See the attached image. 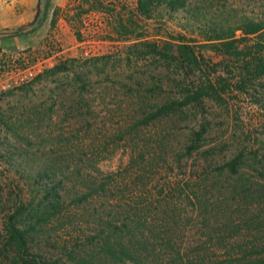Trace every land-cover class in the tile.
I'll return each instance as SVG.
<instances>
[{
    "label": "rangeland",
    "instance_id": "1",
    "mask_svg": "<svg viewBox=\"0 0 264 264\" xmlns=\"http://www.w3.org/2000/svg\"><path fill=\"white\" fill-rule=\"evenodd\" d=\"M40 1L32 23L0 29V65L52 56L36 78L0 96V141L14 156L68 164L58 170L73 171L81 159L83 175L91 171L87 159L98 158L99 170L113 173L147 216L143 229L152 226L156 243L162 239L152 264H247L264 256V28L237 31L232 52L195 45L194 64L162 54L185 34L179 24L136 14L140 27L120 38L105 11L76 16L80 0L63 10L57 0ZM108 1L126 5L125 14L135 8L134 0ZM212 1L264 22V0ZM63 61L66 70L52 71ZM204 85L213 88L199 100L145 120ZM21 184L0 159V239L6 216L39 200L35 186ZM2 255L0 264H12Z\"/></svg>",
    "mask_w": 264,
    "mask_h": 264
},
{
    "label": "trees",
    "instance_id": "2",
    "mask_svg": "<svg viewBox=\"0 0 264 264\" xmlns=\"http://www.w3.org/2000/svg\"><path fill=\"white\" fill-rule=\"evenodd\" d=\"M209 2L134 0L135 8L125 14L127 8L124 4L117 9L115 3L108 0H80L73 15L92 10L105 11L108 16L113 15L112 25L120 38H128L140 27L136 14L145 20L179 24L185 34L179 36L178 43H166L169 46L162 54L176 59L178 57L174 53L177 52L181 59L194 64L198 62L195 45L232 52L237 31L249 36L264 28L263 21L235 9L226 13L221 5ZM136 36L139 38L142 33ZM141 42L157 49V45L150 41ZM259 45L264 51V42ZM66 63L55 64L52 71L66 70ZM262 66L261 72L264 73V63ZM207 87L211 89L213 85L200 86L181 100L163 102L149 112L145 120L156 119L163 113L199 100L207 93ZM28 155L14 156L4 141H0L1 161L13 168L23 187L35 186L40 195L35 205L31 202L23 205L24 212L16 208L4 219L5 234L0 239L1 260L5 256L12 264H152L157 259V249L162 239L156 243L153 238L156 229L152 226L143 229L148 221L147 216L142 214L137 201L125 198V192L119 190L117 177L113 173L99 170L96 166L98 158L87 159L91 171L83 175V169L79 166L81 159L75 161L73 171H64L58 169L68 164L60 166L61 160L37 158L34 153L31 157ZM230 165L233 166L234 162H230ZM185 183L189 187L188 181ZM112 190H116V193ZM194 196L198 198L196 193ZM115 197L119 200L118 204ZM49 247L59 254L47 253ZM33 249L38 252H32ZM170 262L168 264H172ZM196 264L223 262L205 263L198 260ZM247 264H264V256L256 257Z\"/></svg>",
    "mask_w": 264,
    "mask_h": 264
},
{
    "label": "built area",
    "instance_id": "3",
    "mask_svg": "<svg viewBox=\"0 0 264 264\" xmlns=\"http://www.w3.org/2000/svg\"><path fill=\"white\" fill-rule=\"evenodd\" d=\"M51 58L52 56L37 58L31 63L23 64L12 59L0 65V96L36 78L46 66L52 65Z\"/></svg>",
    "mask_w": 264,
    "mask_h": 264
},
{
    "label": "crops",
    "instance_id": "4",
    "mask_svg": "<svg viewBox=\"0 0 264 264\" xmlns=\"http://www.w3.org/2000/svg\"><path fill=\"white\" fill-rule=\"evenodd\" d=\"M38 1L40 4V0H0V29L22 26V24L26 22H28V24L32 23ZM67 1L68 0H57L55 3L56 8H61V10H63ZM33 6H35L33 19L29 17V19H25L27 16H30L29 14Z\"/></svg>",
    "mask_w": 264,
    "mask_h": 264
},
{
    "label": "water",
    "instance_id": "5",
    "mask_svg": "<svg viewBox=\"0 0 264 264\" xmlns=\"http://www.w3.org/2000/svg\"><path fill=\"white\" fill-rule=\"evenodd\" d=\"M39 11H40V4H39V1H38L37 7H36V11H35V17H34V19H36L38 17Z\"/></svg>",
    "mask_w": 264,
    "mask_h": 264
}]
</instances>
